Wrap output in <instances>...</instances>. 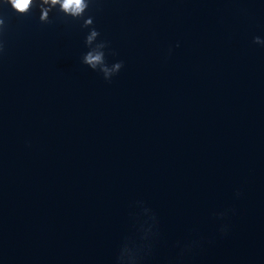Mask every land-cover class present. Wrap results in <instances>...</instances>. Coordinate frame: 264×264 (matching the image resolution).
<instances>
[{
    "label": "water",
    "instance_id": "obj_1",
    "mask_svg": "<svg viewBox=\"0 0 264 264\" xmlns=\"http://www.w3.org/2000/svg\"><path fill=\"white\" fill-rule=\"evenodd\" d=\"M39 15L0 0V264H264V0Z\"/></svg>",
    "mask_w": 264,
    "mask_h": 264
},
{
    "label": "clouds",
    "instance_id": "obj_2",
    "mask_svg": "<svg viewBox=\"0 0 264 264\" xmlns=\"http://www.w3.org/2000/svg\"><path fill=\"white\" fill-rule=\"evenodd\" d=\"M6 3L11 8L20 14H26L30 12L33 6L38 7L40 11L39 20L42 22L49 21V12L52 9H57L58 12L63 13L65 16H71L72 18L82 17L85 11L89 7V0H6ZM92 18L86 17L83 20V26L87 27L92 25ZM5 24V20L0 18V28ZM99 33L95 28L90 29V34L85 38L86 43H91L92 39L98 36ZM253 42L257 44H264V40L260 37H254ZM104 59V53L102 52H88L84 56V62L89 66L95 68L97 63ZM122 67V62L117 61L113 64V68L119 70Z\"/></svg>",
    "mask_w": 264,
    "mask_h": 264
}]
</instances>
